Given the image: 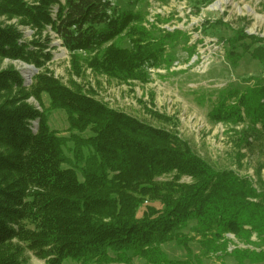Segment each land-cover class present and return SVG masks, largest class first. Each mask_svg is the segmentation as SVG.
<instances>
[{
  "label": "trees",
  "instance_id": "trees-1",
  "mask_svg": "<svg viewBox=\"0 0 264 264\" xmlns=\"http://www.w3.org/2000/svg\"><path fill=\"white\" fill-rule=\"evenodd\" d=\"M3 17L15 22L0 21V60L22 61L37 72L27 82L14 66L0 69V264H31L27 251L46 264L68 258L132 264L134 257L147 264H202L171 259L162 248L175 241L190 257L198 238L204 255L264 261V162L256 179L217 169L177 132L112 107L86 80L90 71L147 83L149 70L169 66L170 46L188 42L187 35L147 27L146 12L116 0H0ZM23 28L31 29L30 38ZM52 34L70 54L68 82L49 67ZM227 43L232 64L249 54L264 67V37L240 28ZM263 79L244 91L230 89L234 101L225 97L209 113L214 122L243 125L236 131L239 166L246 154L240 150L252 147V137H264ZM53 110L66 113L68 135L49 124ZM146 200L161 207L150 205L139 215ZM229 233L248 246L228 251Z\"/></svg>",
  "mask_w": 264,
  "mask_h": 264
},
{
  "label": "rangeland",
  "instance_id": "rangeland-1",
  "mask_svg": "<svg viewBox=\"0 0 264 264\" xmlns=\"http://www.w3.org/2000/svg\"><path fill=\"white\" fill-rule=\"evenodd\" d=\"M218 1H221L220 6H215ZM116 3L121 8L146 12L147 27H159L172 32L178 30L189 38L188 42L180 39L174 47L169 45V66L150 69V80L147 83L133 80L124 82L88 71L86 80L97 90L98 97L112 107L124 110L143 121L174 130L196 154L215 168H232L241 175L256 179V169L264 162V137L259 140L252 137V147L245 146L240 150L246 154L242 166H239L240 155L236 143L239 133L236 131L243 129V125L214 122L209 113L225 97H228L230 103L234 101V98H229L230 89L244 91L264 77V67L249 54H245L236 65L225 56L227 39L237 29L244 28L249 34L264 37V0H148L134 7L129 6L128 0H116ZM157 15L162 20L161 23L156 21ZM0 21L15 22L4 17ZM23 29L26 37L30 38L31 29ZM52 35L55 49L49 67L63 82H68L70 54L62 41ZM123 39L120 38L121 41ZM123 44L129 43L123 40ZM238 50L242 51V48ZM8 66H14L24 74L25 66L29 67L30 64L18 60H0V69ZM44 99L48 106L46 95ZM30 101L38 105L33 98ZM148 108L171 117V121L159 120L147 111ZM49 124L60 134H69L67 115L63 110L51 111ZM183 180L192 181L187 176ZM150 205L161 207L159 201L146 200L139 209V215ZM194 224L191 222L184 231L188 232ZM227 237L231 239L227 245L228 251L235 247L248 246L234 234L229 233ZM253 239L258 240L255 236ZM259 245L264 248L263 244ZM190 246L193 251V256L190 257L186 249L175 241L163 244L162 248L169 258L175 260L189 259L196 263L199 258L202 264H240L233 255H204L205 250L201 248L199 238L194 239ZM26 254L31 264H46L45 260L36 257L31 251ZM63 264L81 263L68 258ZM132 264L147 263L140 257H134ZM242 264H264V261L251 263L244 260Z\"/></svg>",
  "mask_w": 264,
  "mask_h": 264
},
{
  "label": "bare ground",
  "instance_id": "bare-ground-1",
  "mask_svg": "<svg viewBox=\"0 0 264 264\" xmlns=\"http://www.w3.org/2000/svg\"><path fill=\"white\" fill-rule=\"evenodd\" d=\"M221 4V1H218L215 6H220ZM31 70V67H28V66H25V69H24V77L26 78L27 81L30 82V73L29 71Z\"/></svg>",
  "mask_w": 264,
  "mask_h": 264
},
{
  "label": "water",
  "instance_id": "water-1",
  "mask_svg": "<svg viewBox=\"0 0 264 264\" xmlns=\"http://www.w3.org/2000/svg\"><path fill=\"white\" fill-rule=\"evenodd\" d=\"M29 67H31V70L29 71L30 77H31L33 73L37 72V68L34 65H30ZM27 82H29V81H27Z\"/></svg>",
  "mask_w": 264,
  "mask_h": 264
},
{
  "label": "built area",
  "instance_id": "built-area-1",
  "mask_svg": "<svg viewBox=\"0 0 264 264\" xmlns=\"http://www.w3.org/2000/svg\"><path fill=\"white\" fill-rule=\"evenodd\" d=\"M34 124H35V125H37V122H36V121H34Z\"/></svg>",
  "mask_w": 264,
  "mask_h": 264
}]
</instances>
